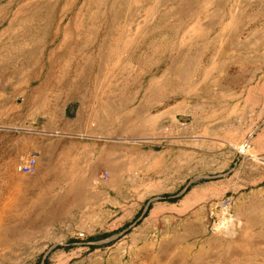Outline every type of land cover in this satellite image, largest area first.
<instances>
[{
  "label": "rangeland",
  "instance_id": "1",
  "mask_svg": "<svg viewBox=\"0 0 264 264\" xmlns=\"http://www.w3.org/2000/svg\"><path fill=\"white\" fill-rule=\"evenodd\" d=\"M170 1L0 0V264H166L175 242L190 249L196 264H264V53L245 51L261 49L264 38L216 36L218 29L237 32L246 20L259 29L264 0L247 6ZM176 13L184 20L170 22ZM174 25L192 30L186 53L165 38ZM73 29L80 44L96 36L87 51H75L81 61L96 55L76 77L86 85L44 91L40 79L27 84L22 74L30 60L45 62V53ZM153 34L161 35L156 55ZM95 77L114 85H99ZM106 88L115 98L127 94L129 133L144 135L118 139L113 128L114 137L104 141L113 152L106 173L76 183V190L63 182L48 196L33 139L73 122L76 95ZM138 104L146 108L143 125L133 123ZM177 104L184 113L164 119ZM27 153L37 155L31 175L17 170ZM219 213L244 221L239 235H213Z\"/></svg>",
  "mask_w": 264,
  "mask_h": 264
},
{
  "label": "crops",
  "instance_id": "2",
  "mask_svg": "<svg viewBox=\"0 0 264 264\" xmlns=\"http://www.w3.org/2000/svg\"><path fill=\"white\" fill-rule=\"evenodd\" d=\"M187 1L188 0H171L170 4L183 6L188 3ZM247 1L248 0H239V5H242V3H244V6L251 5V0H249L248 2ZM229 3L230 2H226V0H217L215 4L226 5ZM155 4L163 5V2L156 1ZM233 4H237V0H234V3L232 0V6ZM176 15L177 13L174 16ZM178 20L184 19L183 17L178 18L177 16L170 18V22L173 23L177 22ZM231 22H233V19ZM241 23L244 24L243 26H241V28L236 29L237 32L233 33L231 32V29H228L226 31H221V29H218L217 31L219 32L216 34V36L231 38H264V21L262 23L263 25H261L259 29L256 27V25H253V28L250 27V23L248 22V20ZM191 31L192 30L188 29L178 30L176 28V25H174V27H170L169 32L167 33V36L165 38H168V43L170 46H173L174 49L178 48V50H175L176 52L186 53L188 51L186 47L190 48L192 45H187L186 39L194 37ZM79 34L80 33L75 29L64 32V34L59 37L56 48L48 50L45 53V55L47 56L45 62L42 61L41 64H38L36 61H33L32 58L30 60V63H28V67L25 66L24 72L22 74V76L26 78L24 79V81L29 84L30 82L40 79L38 86H44V91L48 90V86L59 87L86 85L84 83L77 84L76 77L82 71L83 62H86L85 64L87 65H91L92 63L97 62L96 55L92 56L91 54H86L87 57L84 59V61H81L79 59H76L75 51L78 53L87 51L89 46H93L95 44L94 38L96 36H93L92 41L91 37L89 36L87 41H84L83 44H80ZM151 38H153V40L150 45L153 48L154 55L158 53L160 54L162 46V42L160 40L161 35L153 34ZM181 39L185 40L184 45H182L180 41ZM75 43L76 50L74 49ZM164 44H167V42L164 41ZM95 50L97 51V48H95ZM245 51L264 53V45L261 49L251 48L246 49ZM70 53L73 54V60H65L66 56H68ZM101 61L102 59L100 60V62ZM40 70L42 73L39 72ZM55 70H60L62 72L60 74H55ZM71 70H73V73L67 72ZM95 79H98V77H95ZM96 82H99V85H103L105 87L114 85V83L109 79H98V81ZM138 84L139 82L137 83V85ZM121 85H128V81H122ZM70 91H72V89ZM108 91L109 93H107L106 88L104 94L98 95H90L88 91H82L80 94L76 95V116L73 118L72 123L68 122L64 127H60L58 129H55L53 127L45 128L42 130L39 139H33L34 143L40 144L39 147L41 154V164L39 175L41 176L42 181L46 184V192L48 196L49 191L52 192L63 182H74L73 188L76 190V183L90 182L97 174L106 173L107 170L104 167H106L107 164L112 161L113 152L112 146L110 147L106 145L104 141L107 142L109 139H112V137H114L113 128L118 131L116 134V138L118 139H129L130 136L144 135L143 132L138 134L137 131L131 134L129 133L130 117L132 116H130L129 114V99L127 94L124 95L123 91H120V95L115 98L112 95V90L108 89ZM101 95H104L103 101L100 100ZM89 98H91V100ZM114 101L120 102V106L114 107ZM183 108L186 107L177 104L175 109H169L170 111L168 110V113L164 115V119L170 120L171 116H177L179 112L184 113ZM113 109L118 111V113L113 114ZM133 110H135V114H133V117H135V121H133V123L136 122L137 125H143L144 116L146 115V108L144 107V105L138 104L135 108H133ZM160 120V117H158L155 123L159 125ZM13 153L15 154L16 151H14ZM11 182L12 181L10 179L7 180L6 184L9 188L11 187ZM60 203L61 201L59 199L56 200L57 205H59ZM237 209L239 210L238 206ZM161 211L162 210L160 209V207L153 209L150 212L149 218L155 221L156 217ZM237 213H239V211H237ZM234 220L235 219H233L232 221V231L233 234L239 235V232L242 231L240 229L243 228V225H241V228L237 229V227L234 226L236 225V222H234ZM243 222L241 223L243 224ZM189 223H184V225H187ZM232 231L230 234H232ZM237 238L239 239L238 236L233 237V239Z\"/></svg>",
  "mask_w": 264,
  "mask_h": 264
},
{
  "label": "bare ground",
  "instance_id": "3",
  "mask_svg": "<svg viewBox=\"0 0 264 264\" xmlns=\"http://www.w3.org/2000/svg\"><path fill=\"white\" fill-rule=\"evenodd\" d=\"M112 1V0H111ZM131 1V0H130ZM45 2V1H44ZM120 2V1H119ZM99 3V2H98ZM129 3V2H128ZM161 3V2H160ZM112 4V3H111ZM114 4V3H113ZM95 6V5H94ZM113 6V5H112ZM130 6V4L128 5V7ZM111 9H113L112 11H114L115 10V8H111ZM117 9V8H116ZM106 13V12H105ZM126 13V12H125ZM154 13V12H153ZM126 15H128V14H126ZM125 15V16H126ZM74 16V15H73ZM112 16V15H111ZM131 16V15H130ZM128 17V16H127ZM114 19V18H113ZM93 20V19H92ZM148 20V19H147ZM96 21V20H95ZM112 21V20H111ZM48 22V21H47ZM110 27H111V25H110ZM107 31V30H106ZM124 31V30H123ZM61 34V33H60ZM39 35V34H38ZM37 35V36H38ZM67 36V35H66ZM118 36V35H117ZM63 37V36H62ZM119 37V36H118ZM117 37V38H118ZM122 38V37H121ZM79 42V41H78ZM76 44V43H75ZM32 45V44H31ZM60 45V44H59ZM74 45V44H73ZM75 46V45H74ZM157 46V45H156ZM60 47V46H59ZM118 47H120V46H118ZM76 48V47H75ZM121 48V47H120ZM151 48V47H150ZM35 49H37V46H36V48ZM73 49V48H72ZM31 50H33V49H31ZM74 50V49H73ZM126 50V49H125ZM28 52V51H27ZM38 52H40V51H38ZM43 52V51H42ZM62 52V51H61ZM64 52V51H63ZM161 52V51H160ZM26 53V52H25ZM39 54V53H38ZM24 55V54H23ZM34 55V54H33ZM53 55V54H52ZM69 55H71V54H69ZM101 55V54H100ZM27 56V55H26ZM25 57V56H24ZM32 57V56H31ZM36 57V56H35ZM28 58V57H27ZM57 59V58H56ZM105 59V58H104ZM29 60V59H28ZM55 61V60H54ZM48 62V61H47ZM59 62V61H58ZM61 63V62H60ZM79 63V62H78ZM102 63V62H101ZM51 64V63H50ZM67 64V63H66ZM64 66V65H63ZM72 73V72H71ZM41 77V76H40ZM46 80V79H45ZM216 208V207H215ZM213 214V213H212ZM220 214V213H219ZM239 214V213H238ZM227 217V216H226ZM239 217V216H238ZM217 218V217H216ZM236 220V221H235ZM235 220H234V222H236V225H234L235 227H237V229H239V228H241L242 226L241 225H244V222H243V220L241 219V218H237V217H235ZM242 220V221H241ZM252 220V219H251ZM241 222H243V224L241 223ZM253 222V221H252ZM251 222V223H252ZM186 224V223H185ZM246 224V223H245ZM202 224H200V226H201ZM192 226V225H191ZM199 226V225H198ZM195 227H197V226H195ZM194 227V228H195ZM214 231H213V235H214V233L215 234H217V235H219V236H221V237H230V238H232V234H230L231 233V231H232V219H230V217L229 218H227V219H223L222 217H221V214H220V216L218 217V222H216L215 224H214ZM193 228V229H194ZM199 228V227H198ZM191 229V228H190ZM240 230H242V229H240ZM198 231V230H197ZM200 231V230H199ZM211 231V230H210ZM195 232V231H194ZM175 233V232H174ZM186 233V232H185ZM193 233V232H192ZM196 233V232H195ZM200 233V232H199ZM199 233H197V234H199ZM232 233H233V231H232ZM240 233V232H239ZM187 234V233H186ZM200 234H202V233H200ZM179 235V234H178ZM190 235V234H189ZM188 235V236H189ZM238 235V234H237ZM181 236V235H180ZM236 236V235H235ZM190 237H191V235H190ZM203 237V236H202ZM183 238V237H182ZM181 238V239H182ZM189 238V237H188ZM213 238V237H212ZM216 238V237H215ZM240 238V237H239ZM197 239V238H196ZM205 239V238H204ZM214 239V238H213ZM212 239V240H213ZM238 239V238H237ZM166 240V239H165ZM179 240V239H178ZM203 240V239H202ZM212 240H210V241H212ZM215 240V239H214ZM147 241V240H146ZM169 241V240H168ZM223 241V240H222ZM227 241V240H226ZM231 241V240H230ZM208 242V241H207ZM217 242V241H216ZM215 242V243H216ZM227 242H229V241H227ZM170 243H171V241H170ZM222 243V242H221ZM226 243V242H225ZM225 243H224V245H225ZM156 244V243H155ZM179 242H175V243H173V247H172V249H171V251L169 250V249H167V250H169L170 252H171V255H172V258L171 259H169L168 260V262L166 263V264H196V260L195 259H193V260H189V258H188V255H189V251H190V249L189 248H184V247H179ZM186 244V243H185ZM208 244V243H207ZM152 246V245H151ZM220 246V245H219ZM215 247V246H214ZM142 248V247H141ZM148 248V247H147ZM151 248V247H150ZM157 248H158V246H157ZM195 248H196V246H195ZM194 248V249H195ZM155 249V248H154ZM217 249V248H216ZM222 249V248H221ZM228 249H230V248H228ZM140 250V249H139ZM138 250V251H139ZM162 250V249H161ZM166 250V251H167ZM193 250V249H192ZM215 249H213V251H214ZM149 251V250H148ZM216 251V250H215ZM221 252V251H220ZM224 252V251H223ZM196 253V252H195ZM214 252H212V254H213ZM146 254V253H145ZM168 254V253H167ZM228 254V253H227ZM133 255V254H132ZM137 255V254H136ZM218 254H216V256H217ZM165 256V255H164ZM194 256V255H193ZM205 256V255H204ZM247 256V255H246ZM145 257V256H144ZM200 257V256H199ZM138 258H140V257H138ZM170 258V257H169ZM197 258V257H196ZM223 258V257H222ZM137 259V258H136ZM142 259V258H141ZM159 259V258H158ZM157 259V260H158ZM167 259V258H166ZM210 259V258H209ZM230 259V258H229ZM221 259H219V261H220ZM133 261V260H132ZM136 261V260H135ZM138 261H139V259H138ZM147 261V260H146ZM162 261V260H161ZM203 261V260H202ZM198 262V261H197ZM200 262V261H199ZM209 262V261H208ZM135 263H137V262H135ZM222 263V262H221ZM110 264V263H109ZM114 264V263H113ZM130 264V263H129ZM205 264V263H204ZM207 264V263H206ZM211 264V263H210Z\"/></svg>",
  "mask_w": 264,
  "mask_h": 264
},
{
  "label": "built area",
  "instance_id": "4",
  "mask_svg": "<svg viewBox=\"0 0 264 264\" xmlns=\"http://www.w3.org/2000/svg\"><path fill=\"white\" fill-rule=\"evenodd\" d=\"M37 166V155L35 153H27L21 156L18 164L17 170L24 174H34Z\"/></svg>",
  "mask_w": 264,
  "mask_h": 264
}]
</instances>
